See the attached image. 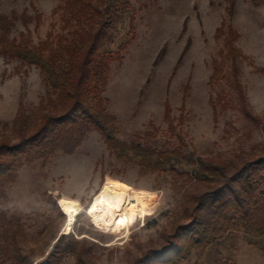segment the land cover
Instances as JSON below:
<instances>
[{
  "label": "rangeland",
  "instance_id": "obj_1",
  "mask_svg": "<svg viewBox=\"0 0 264 264\" xmlns=\"http://www.w3.org/2000/svg\"><path fill=\"white\" fill-rule=\"evenodd\" d=\"M59 5L58 0H0V14L15 16L11 37L38 45L48 37L54 41L64 31ZM225 6V0L132 2L133 22L127 21L121 33L131 25L134 38L122 61L110 65L103 94L121 142L139 140L171 148L178 145L174 134L179 133L188 150L224 161L263 142L264 74L259 70L264 69V5L235 0L231 16L225 14ZM228 28L244 57L236 60V80L259 124L241 111L227 58ZM215 62L223 71L209 83ZM46 102L37 68L0 57V141L15 137L11 124L20 106L33 114L48 107ZM166 105L169 120L164 116ZM175 180L169 174L140 175L137 165L114 158L101 136L91 132L71 154L57 151L22 165L5 193L10 213L22 218L31 234L47 217L55 216L46 196L57 198L58 204L72 201L78 212L76 229L73 223L70 232L78 238L77 230L83 227L89 234L82 237L98 244L91 264H130L142 253L160 249L171 231L181 212ZM110 183L129 186L138 207L134 224L126 229L110 227L100 202ZM262 247L264 239L232 232L181 264H215L225 258L235 264H264Z\"/></svg>",
  "mask_w": 264,
  "mask_h": 264
},
{
  "label": "trees",
  "instance_id": "obj_2",
  "mask_svg": "<svg viewBox=\"0 0 264 264\" xmlns=\"http://www.w3.org/2000/svg\"><path fill=\"white\" fill-rule=\"evenodd\" d=\"M58 1L64 31L54 41L48 37L38 45L11 37L15 16L0 14V57L37 68L48 105L33 114L20 106L11 124L15 137L0 141V264L92 263L98 244L82 237L88 233L83 227L77 230L78 238L61 232L66 218L57 198L46 196L55 216L47 217L31 234L22 218L10 213L5 193L22 165L45 160L57 151L71 154L91 132L101 136L117 160L134 163L142 176L169 174L176 178L174 185L181 191V212L161 248L142 253L130 264H181L193 252L204 251L237 231L264 239V127L262 143L226 161L188 150L179 133L174 134L178 145L171 148L139 140L121 142L114 119L106 113L103 94L110 65L122 61L123 51L134 38L131 25L128 32L121 33L127 21L133 22L130 10L134 0ZM249 2L255 7L264 5V0ZM225 3L224 12L231 16L235 0ZM226 36L241 111L259 124L236 80V60L244 58L234 46L236 35L228 28ZM178 64L179 60L175 68ZM222 71L215 62L209 83ZM259 72L264 74V69ZM169 115L166 105V120ZM73 226L75 230L76 221ZM261 250L264 253V247ZM215 264L235 262L225 258Z\"/></svg>",
  "mask_w": 264,
  "mask_h": 264
},
{
  "label": "bare ground",
  "instance_id": "obj_3",
  "mask_svg": "<svg viewBox=\"0 0 264 264\" xmlns=\"http://www.w3.org/2000/svg\"><path fill=\"white\" fill-rule=\"evenodd\" d=\"M100 202L106 210L107 219L112 229L122 230L134 224L139 210L131 199L129 186L122 183L108 184L100 196ZM59 205L66 216L63 233H68L73 225L70 221L75 220L78 206L68 201L63 205L59 203ZM65 209H71V211L65 212Z\"/></svg>",
  "mask_w": 264,
  "mask_h": 264
},
{
  "label": "snow or ice",
  "instance_id": "obj_4",
  "mask_svg": "<svg viewBox=\"0 0 264 264\" xmlns=\"http://www.w3.org/2000/svg\"><path fill=\"white\" fill-rule=\"evenodd\" d=\"M68 202H72V201H68ZM59 203H60L61 205H63L64 203H66V201H65V200H60ZM64 211H65V212H70L71 209H65ZM70 223H74V221H70Z\"/></svg>",
  "mask_w": 264,
  "mask_h": 264
}]
</instances>
